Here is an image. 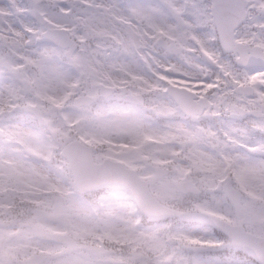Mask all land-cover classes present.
<instances>
[{
    "label": "snow or ice",
    "instance_id": "6c2138e0",
    "mask_svg": "<svg viewBox=\"0 0 264 264\" xmlns=\"http://www.w3.org/2000/svg\"><path fill=\"white\" fill-rule=\"evenodd\" d=\"M0 264H264V0H0Z\"/></svg>",
    "mask_w": 264,
    "mask_h": 264
}]
</instances>
